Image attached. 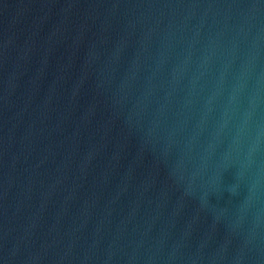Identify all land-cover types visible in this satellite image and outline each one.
<instances>
[{"label":"water","instance_id":"95a60500","mask_svg":"<svg viewBox=\"0 0 264 264\" xmlns=\"http://www.w3.org/2000/svg\"><path fill=\"white\" fill-rule=\"evenodd\" d=\"M0 264H264V0H0Z\"/></svg>","mask_w":264,"mask_h":264}]
</instances>
